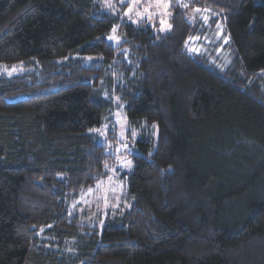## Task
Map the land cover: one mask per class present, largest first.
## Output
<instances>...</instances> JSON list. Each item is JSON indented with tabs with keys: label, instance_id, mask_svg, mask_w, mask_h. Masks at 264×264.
<instances>
[{
	"label": "trees",
	"instance_id": "trees-1",
	"mask_svg": "<svg viewBox=\"0 0 264 264\" xmlns=\"http://www.w3.org/2000/svg\"><path fill=\"white\" fill-rule=\"evenodd\" d=\"M106 1L0 0V264H264V2L171 0L161 34ZM189 9L222 25L234 72L187 51L206 29ZM117 106L157 140L121 174L129 208L82 223Z\"/></svg>",
	"mask_w": 264,
	"mask_h": 264
},
{
	"label": "rangeland",
	"instance_id": "rangeland-1",
	"mask_svg": "<svg viewBox=\"0 0 264 264\" xmlns=\"http://www.w3.org/2000/svg\"><path fill=\"white\" fill-rule=\"evenodd\" d=\"M113 1L116 3H113ZM261 2L260 0H257ZM104 6L113 11L123 22L138 24L147 22L154 27L155 31L161 34L168 33L171 30L169 22V9L171 0H107ZM185 8L188 4L187 0H175ZM264 2V0H262ZM200 22L206 25L205 31L201 30L196 35L190 37L186 42V49L193 56L206 61L210 66L221 73L234 72L233 53L227 43V38L223 33V28L220 23L210 26L211 19L207 14H200L198 9H189L185 14V19L189 24H194L197 18ZM112 39H109V38ZM108 40L118 46L121 41L114 35ZM92 60L85 59L88 64ZM3 70V69H2ZM8 75L16 74L17 70H3ZM260 89L264 96V75L260 77ZM113 117V128L115 131L116 141L108 139L106 131L109 126L106 124L99 128L96 132L99 143L106 147L107 152L114 159V163L107 168V178L99 183L97 187L87 191L79 198L78 204L81 208L78 209V214L81 217L82 223L101 224L107 215L111 212L118 214L129 208V204L125 200L124 178L122 173L130 172L133 166L132 156L139 155L140 151L137 148L136 142L139 141L144 133L148 136L147 140L156 143L157 129L153 125L151 128L137 129L130 126L124 114L122 106H117ZM95 132V133H96ZM131 162L130 164L128 162Z\"/></svg>",
	"mask_w": 264,
	"mask_h": 264
},
{
	"label": "snow or ice",
	"instance_id": "snow-or-ice-1",
	"mask_svg": "<svg viewBox=\"0 0 264 264\" xmlns=\"http://www.w3.org/2000/svg\"><path fill=\"white\" fill-rule=\"evenodd\" d=\"M115 30V29H114ZM109 39H112L111 37ZM129 164L131 163L130 161L128 162Z\"/></svg>",
	"mask_w": 264,
	"mask_h": 264
}]
</instances>
